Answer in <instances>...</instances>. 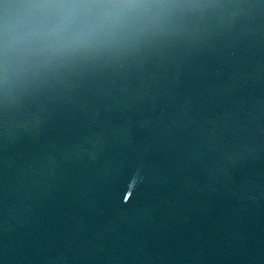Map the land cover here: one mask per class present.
Segmentation results:
<instances>
[{"label":"water","instance_id":"1","mask_svg":"<svg viewBox=\"0 0 264 264\" xmlns=\"http://www.w3.org/2000/svg\"><path fill=\"white\" fill-rule=\"evenodd\" d=\"M167 2L115 54L0 76V264H264V0Z\"/></svg>","mask_w":264,"mask_h":264},{"label":"clouds","instance_id":"2","mask_svg":"<svg viewBox=\"0 0 264 264\" xmlns=\"http://www.w3.org/2000/svg\"><path fill=\"white\" fill-rule=\"evenodd\" d=\"M167 0H30L0 29V76L39 78L138 42Z\"/></svg>","mask_w":264,"mask_h":264}]
</instances>
